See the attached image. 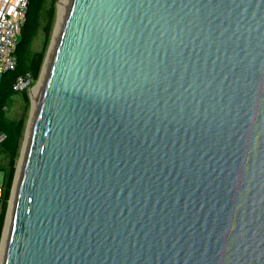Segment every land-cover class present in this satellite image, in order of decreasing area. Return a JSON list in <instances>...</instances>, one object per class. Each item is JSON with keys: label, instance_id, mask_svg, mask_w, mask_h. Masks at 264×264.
<instances>
[{"label": "water", "instance_id": "obj_1", "mask_svg": "<svg viewBox=\"0 0 264 264\" xmlns=\"http://www.w3.org/2000/svg\"><path fill=\"white\" fill-rule=\"evenodd\" d=\"M40 81L2 264H264V0H70Z\"/></svg>", "mask_w": 264, "mask_h": 264}, {"label": "trees", "instance_id": "obj_2", "mask_svg": "<svg viewBox=\"0 0 264 264\" xmlns=\"http://www.w3.org/2000/svg\"><path fill=\"white\" fill-rule=\"evenodd\" d=\"M47 0H32L30 3L27 20L22 28L20 42L17 46L18 66L13 72H6L0 76V132H4L7 138L0 142V147L11 154L9 169L6 171L4 185L0 202H2V213L0 215V240L5 222L8 201L11 195L13 181L16 172V156L23 136L24 121H12L6 116V108L12 96L19 91L14 90V85L19 75L32 73L34 79H38L44 61V52H32V43L36 37L41 23V12ZM55 1V0H53ZM51 27V16L45 27L49 35ZM1 170V169H0ZM3 171V170H1Z\"/></svg>", "mask_w": 264, "mask_h": 264}, {"label": "rangeland", "instance_id": "obj_3", "mask_svg": "<svg viewBox=\"0 0 264 264\" xmlns=\"http://www.w3.org/2000/svg\"><path fill=\"white\" fill-rule=\"evenodd\" d=\"M60 1L61 0H55V1L47 0L46 1L45 5L42 9V12H41L40 28H39L38 33H37V35L34 38L33 43H32V52L33 53L44 52V61H43V65L41 67V71H40L38 79H35L34 82L27 84L16 95L12 96V98L9 101L8 107L6 108L7 118H9L12 121H20V120L24 121L23 136L20 139V146H19V150H18V153L16 156V164H15L16 171H17V168L19 167L20 162H21L24 144H25V141L27 138V130H28V126H29L31 116L33 114V110H34V106H35V98L37 99V97L33 93V89L37 86V84L40 81V76H41V72H42L43 67H44V62H45V59L51 50V47H52V44L54 41V37H55V33H56V28L59 24V20H60L59 4H60ZM50 16H51V27H50V33L48 35L45 32V27L49 23ZM0 76H1V74H0ZM11 159H12L11 154L4 151L0 147V169L3 170V171L0 170L1 194H2V188L4 185V179L6 176V171L9 169ZM15 174H16V172H15ZM12 191H13V188L11 190V195H10V198L8 201V207H7V211H6L5 222H4L3 231H2L1 240H0V250H1V246H2V240L4 238V227L6 225V219L8 217L7 216L8 215V208H9V204L11 201ZM0 197H1V195H0ZM2 204L3 203L0 202V215H1L2 209H3Z\"/></svg>", "mask_w": 264, "mask_h": 264}, {"label": "built area", "instance_id": "obj_4", "mask_svg": "<svg viewBox=\"0 0 264 264\" xmlns=\"http://www.w3.org/2000/svg\"><path fill=\"white\" fill-rule=\"evenodd\" d=\"M31 1L0 0V74L13 72L17 69V46L20 42L22 28L27 20ZM34 81L35 79L30 72L19 75L14 90L20 91ZM6 138V133L0 132V142Z\"/></svg>", "mask_w": 264, "mask_h": 264}, {"label": "bare ground", "instance_id": "obj_5", "mask_svg": "<svg viewBox=\"0 0 264 264\" xmlns=\"http://www.w3.org/2000/svg\"><path fill=\"white\" fill-rule=\"evenodd\" d=\"M68 1H70V0H61L60 4H59L60 20H59V24H58V26L56 28L54 41H53V44H52V47H51V50H50V53H49L50 57L52 55V52L54 51V46H55L56 41H57V37H58L59 29H60V26H61V23H62V19H63V16L65 14L66 8H67V6L69 4ZM46 62H47V65H48L49 58H48V60ZM41 86H42V81H39L37 86L33 89V93L37 97V99H38L39 94H40ZM37 99L35 98V105H36ZM34 109H35V106H34ZM8 223H9V221H8ZM8 228H9V225L7 224V227L5 228V231H4V238L2 240V246H1V250H0V264H2L3 258H4V251H5V245H6V238H7Z\"/></svg>", "mask_w": 264, "mask_h": 264}]
</instances>
